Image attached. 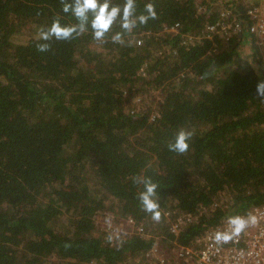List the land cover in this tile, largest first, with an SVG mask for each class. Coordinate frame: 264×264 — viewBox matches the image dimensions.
<instances>
[{
    "label": "trees",
    "instance_id": "1",
    "mask_svg": "<svg viewBox=\"0 0 264 264\" xmlns=\"http://www.w3.org/2000/svg\"><path fill=\"white\" fill-rule=\"evenodd\" d=\"M199 1L136 0V15L151 2L156 19L123 43L111 40L123 32L117 21L100 43L90 27L70 41L40 40L55 19L77 22L60 0H0V264H147L139 256L153 238L127 221L152 219L136 178L158 184L161 214L193 215L176 234L166 227L170 246L264 201L261 50L246 32L181 41L222 2L243 14L249 0L203 10ZM148 87L161 91L154 111L147 100L128 108ZM180 128L193 132L182 155L166 147ZM107 200L128 227L114 241L94 232Z\"/></svg>",
    "mask_w": 264,
    "mask_h": 264
},
{
    "label": "built area",
    "instance_id": "2",
    "mask_svg": "<svg viewBox=\"0 0 264 264\" xmlns=\"http://www.w3.org/2000/svg\"><path fill=\"white\" fill-rule=\"evenodd\" d=\"M207 5L211 7L215 4L214 1L200 0L197 9L203 10ZM216 11V17L212 21H206L198 34H183L182 43L203 36L228 37L246 32L247 42L253 41L262 52L264 69V0H249L243 14L234 9L232 4L223 2ZM176 25L169 29H175ZM136 42L140 43L141 38H137ZM140 71L143 72V69ZM161 216L166 221L168 230L174 234L193 219L190 212L179 209H166ZM236 216L248 219V226L226 243L217 242L215 235L229 231L227 219L206 228L188 243L181 244L174 240L169 249L164 248L160 242L164 235L155 237L143 223L137 222L133 217H128L127 221L135 233L144 238H153L152 244L143 253L147 264H264V201L252 206L245 214Z\"/></svg>",
    "mask_w": 264,
    "mask_h": 264
},
{
    "label": "clouds",
    "instance_id": "3",
    "mask_svg": "<svg viewBox=\"0 0 264 264\" xmlns=\"http://www.w3.org/2000/svg\"><path fill=\"white\" fill-rule=\"evenodd\" d=\"M62 11L71 14L77 21L72 25H62L59 19L53 20L46 29L41 28L39 38L43 41L56 39L60 41H70L79 37L90 27L93 40L103 43L106 42V36L111 31L112 26L119 21L123 32H116L111 36L112 42L123 43L124 33H131L139 25H145L150 19H156L157 13L153 3L144 5V11L136 15V0H124L123 5L112 4V0H60ZM39 52L50 50L49 43H37ZM257 96L264 98V79H258L255 86ZM193 132L180 128L172 139L167 142L168 151L177 154H184L189 150V141ZM135 183L142 184L143 190L138 193V200L142 210L151 214L154 221L161 219L160 205L157 199L158 184L153 182L151 177L136 178ZM248 219L241 216H230L227 219L229 231L216 233L217 242H228L233 235H239L247 226Z\"/></svg>",
    "mask_w": 264,
    "mask_h": 264
},
{
    "label": "rangeland",
    "instance_id": "4",
    "mask_svg": "<svg viewBox=\"0 0 264 264\" xmlns=\"http://www.w3.org/2000/svg\"><path fill=\"white\" fill-rule=\"evenodd\" d=\"M217 1L218 0L214 1V4H217ZM28 34H29L28 30L23 31V36L28 35ZM140 73H143V72L140 71ZM160 92H161L160 88H153V87H148L146 89L139 90L137 91V93H133V96L129 100V103H127V107L128 108L135 107L139 105L140 104L139 102H141L142 100H147L148 104L151 107V110L154 111L156 104H157V100L160 96ZM219 198L220 200H225L226 193L223 192L221 196H219ZM106 203H107V207H105L103 210H101L100 213H97L95 216L94 232L101 234L103 237L105 236V238L108 240L114 241L118 239L122 235L121 234L122 231H126L128 227L125 228L122 217L118 214L117 211L116 212L114 211V209L116 208L115 205L112 204L111 201L109 200H107ZM109 204H111L112 205L111 207H113L114 209L109 208ZM166 227H167V223L162 218V216L159 222L154 221L153 219H150L148 224H146L145 226V228L155 237L157 236L159 237L160 235L161 236L164 235L165 237ZM164 237L162 236V239L160 240V242L162 243L164 248L169 249L170 244L165 240L166 238L164 239ZM139 261H142V262L145 261L143 257H141V255L139 256Z\"/></svg>",
    "mask_w": 264,
    "mask_h": 264
}]
</instances>
